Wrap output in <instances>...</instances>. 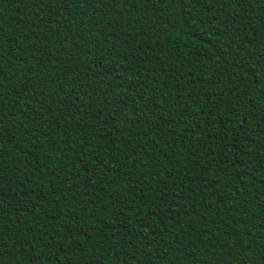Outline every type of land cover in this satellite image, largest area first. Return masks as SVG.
<instances>
[{
	"label": "trees",
	"instance_id": "obj_1",
	"mask_svg": "<svg viewBox=\"0 0 264 264\" xmlns=\"http://www.w3.org/2000/svg\"><path fill=\"white\" fill-rule=\"evenodd\" d=\"M0 264H264V0H0Z\"/></svg>",
	"mask_w": 264,
	"mask_h": 264
}]
</instances>
